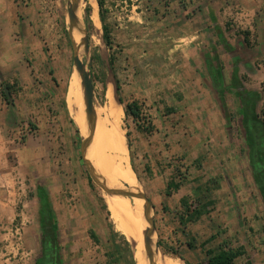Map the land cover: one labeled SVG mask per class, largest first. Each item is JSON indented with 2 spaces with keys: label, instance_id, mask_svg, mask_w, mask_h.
Here are the masks:
<instances>
[{
  "label": "crops",
  "instance_id": "0c3cea01",
  "mask_svg": "<svg viewBox=\"0 0 264 264\" xmlns=\"http://www.w3.org/2000/svg\"><path fill=\"white\" fill-rule=\"evenodd\" d=\"M10 1L0 5V258H6V264H20L22 254L14 247L13 227L20 222L24 224V249L29 257L42 245L41 227L34 216L29 219L17 209V187L12 189L7 183L11 174H2L4 169L11 170L9 155L13 142L7 132L24 127V132L33 133L28 124L40 130L36 136L35 133L28 136L20 156L22 161L24 157L28 159L25 169L33 168L35 180L51 177V150L56 145L48 141L46 133L55 127L51 101L56 100L62 90L68 55L66 39L55 13L35 5L21 8ZM124 3L129 9L127 12L138 17L146 34L143 51L137 56L147 67L144 69L147 82H176L168 91L159 84L156 87L136 84L131 87V95L122 97L125 105L137 101L143 106L141 115L146 116L141 120L144 121L141 128L136 125L131 128L132 151L139 174L147 177L149 191L157 196L162 208L168 205L182 213L183 199L204 196L207 182L221 171L235 170L229 179L227 172L224 174L226 184L214 192L213 200H217V204L209 207L201 220L189 226L195 240L210 234L203 247L209 241L216 244L219 240L218 245H221L228 237H250L255 244L253 264H264L261 183L256 181L263 200L253 185L254 171L248 161L243 157V160L234 161L233 156L239 158V154L247 153V148L244 144L240 152L232 151L233 138L239 139L241 131L236 130L232 120L227 121L219 104V99L225 97L219 89L222 85L229 87L230 83H240L242 88L235 91L247 99L257 97L255 93L259 89L256 88L264 83V42L254 43L253 36L247 41L228 36L230 42L226 41L230 33L229 18L241 21L243 28L253 31L258 18L264 17V0H126ZM168 19L173 32L171 51L176 53L173 62L179 69L166 76L159 68L165 57L160 55L153 41L160 42L159 32ZM153 25L160 27L156 31V40L150 39ZM155 67L158 70L151 73ZM165 96L171 98L164 99ZM247 108L243 105L244 116ZM256 119L247 123L245 116L244 128L248 130L251 163L258 170L256 177L259 179L264 178V169H260L264 166V126L256 124ZM219 161L223 163L216 170L214 166ZM171 181L178 184L179 189L167 196ZM74 224L78 226V222ZM77 229L72 231L75 237L78 236ZM90 233L96 242L92 249L82 250L80 260L76 262L110 264L107 254L100 251L101 241L96 233Z\"/></svg>",
  "mask_w": 264,
  "mask_h": 264
},
{
  "label": "rangeland",
  "instance_id": "374dc122",
  "mask_svg": "<svg viewBox=\"0 0 264 264\" xmlns=\"http://www.w3.org/2000/svg\"><path fill=\"white\" fill-rule=\"evenodd\" d=\"M103 1L105 3L104 9L106 11L107 24L112 33V46L111 48L108 47L103 39L104 32L102 24L98 41H94L93 35L96 33V28L93 24L90 33L88 31L86 32V35L89 36V53L84 57V64L87 71L91 74L94 83L95 103L98 102L101 105L107 103L106 95L108 86H114L116 92V86L114 83L116 82V79L120 81L121 97H123V95L124 97L131 95V87L136 84L137 86H147L150 84L152 87H156L159 84L160 87H164V91H168V89L171 88L172 85H175L176 82L164 81L161 83H154L151 81L147 82L148 80L145 78V74L147 73L144 69L146 68L147 70V67L145 66V63H143V60L139 59L137 54L140 53V51H143L141 50L143 48L142 43L143 40H146V34L139 25L138 17L127 12L129 9L126 7L127 4L124 3L126 0ZM105 1H107V3ZM2 2H7V0H0V5H2ZM10 2L18 3L21 8H24L27 5H35L36 7L39 6L41 8L46 7L55 13V16L58 17L57 19L60 27H62L61 32L64 36L63 38L66 39L68 55L67 76L62 84V90L60 91L58 98L51 101V108L54 110V115L52 116L55 118V127L49 129L46 133L48 136L47 138L49 139L48 141L53 146L56 145L54 146L55 148L53 147L51 150V159L53 160L52 176L49 177L51 179L48 178L45 180L43 178H38L35 180L32 174L33 168L32 170H28V168L25 169L28 164V159L24 157V161H22V157L20 156L28 136L33 133H35L34 135L36 136L39 129H34L32 124H28L33 133L28 134L27 131L24 132V129H26L24 127L20 128V132L17 130L7 132V137L13 142V147L9 155L11 170L5 171L4 169L2 174H11L7 183L12 189L15 185L17 190L20 187L25 188L24 192L23 190L18 191L19 195L17 196L18 200L16 201L17 209L19 211L22 210L29 219L34 216V219H36L41 227V247H39V250L30 257L20 255L19 263L51 264L50 259L47 257V250H50L51 248L53 249L52 251H54L51 255L54 256V258H58V262L56 259V264H78L76 261L78 259L80 260L79 254H81V251L92 249V245L96 242L92 239L90 231H94L98 239L101 241L99 245L100 251L107 254L114 250L113 244L107 243L108 240L113 238L112 231L114 230L118 233V237L115 239L116 243L120 246L123 253V257H121V259L119 258L120 260L118 264H125L126 259L127 261L131 260L130 249L123 238L120 237L124 235L117 230L116 225L112 221L111 213L106 204L107 193L93 178L92 183L90 182L89 177H91V172L88 169L82 153L84 131L74 122L67 106V92L69 90L71 77L76 69L74 63L75 49L72 45L68 24L70 19L69 9L72 0H11ZM82 2V8L85 7V9H83V16L85 28L87 30L85 11L88 6L91 7V19L94 7L90 4V0H82ZM262 9H264V6ZM258 21V24L255 23V29L250 31L247 28H243V25L240 24L241 21L229 18V21L227 22L230 33L227 35L226 41L230 42L228 36L233 40L245 38L246 41L250 40L251 36H253L254 43L258 44L261 41L264 42V17L262 18L260 16ZM159 28V26H152L151 31L153 35L151 34L150 39H157L156 31ZM172 35L171 22L168 19L162 31L159 32L158 41L160 40V42L153 41V44L158 46L159 52H161L160 55L165 58L167 57V59H163V66H159L162 70L160 73L164 74L163 72H165L164 75L174 73L175 70L177 71V69H179L178 64L173 62L175 61L176 53L172 54L171 51L170 38ZM157 70L156 67L152 68L151 73H155ZM151 75L153 74H150V76ZM239 84L240 83H238V85ZM238 85L236 83H230L229 87L225 85L219 87L221 94L225 93V97L219 99V104L224 114L227 115V121L230 122L232 120L231 122L236 130L241 131L239 132V139H237L236 136L233 138L235 143H233L234 150L232 151L237 150L240 152L245 145L247 148L246 154H239V158L236 155L233 156L234 161L237 162V160L243 159L248 161L250 168L254 171L253 185L256 187L255 189H257L259 186L256 181L259 173L251 163L252 155L250 154V148L252 147L247 140L248 130L244 128L246 121L242 108L246 99H243L241 93L235 91L242 88V85H239V87ZM256 89H259V91H257L258 93H255L257 94V97H259V101L256 110L257 119L255 122L263 128L264 83H260ZM171 91H173V89ZM167 97L168 96H165L164 99ZM121 106L123 108L121 126L125 133L129 149L127 134H130V140L133 142L134 139L132 138L131 128L138 125L132 117L126 116L125 103L121 104ZM143 117L146 116L141 115L140 119L142 120ZM141 122L140 125L144 124ZM32 123L35 126L37 125L34 122ZM240 124H243V127L240 126ZM132 150L133 149L130 151L129 149L130 165L136 174L139 188L143 190V194L150 201L158 248L165 257L172 259L177 263L186 264V262H188L191 264H204L207 260V249L216 248L219 240L216 244L212 243L207 246V248H204L202 244L209 239L210 234H203V236L195 240L190 226L181 225V212L168 205L167 207L163 205L162 208L160 202L157 200V196L151 194L149 191L147 177H143L139 174L138 164L134 161L135 152ZM241 157H243V159ZM220 163H223V161H219L215 164L216 166H214V168L216 170L219 169ZM250 163L253 167H251ZM199 164L202 165L203 161L200 160ZM260 169H264V166H261ZM226 172L221 171V174H218V176L213 177L207 182L206 189H204L205 192L203 191L205 193L204 196L190 198L188 199L189 202L193 205H198V203L202 205L203 203L206 204L213 202L210 207L215 206L217 200H213V197L215 196L214 192L221 188L223 184H226V178H224ZM235 172V170L233 172L228 170V179ZM56 174H59V176L56 177ZM57 178H59V180ZM210 191H212V193L209 194ZM257 193L261 200H263L258 189ZM43 221H46V223L48 221L50 222V225L46 226L48 231L50 230L52 233V236L46 235L45 232L42 231ZM77 222L78 226H75L74 223ZM75 229L78 230V234L74 232V234L78 235L77 237L73 236L72 231H75ZM199 231H201V229ZM223 232L225 233V231ZM252 233L253 232L250 234ZM240 236L241 235H238L234 238L228 237L227 240H224L226 242H222V244L229 243L234 248L244 247L247 255L240 258L236 264H253V260L256 258L254 256L255 244L251 241L250 237L247 239V237L242 238ZM127 241L130 243L131 248L134 251V259L136 264H138L136 259L137 246L135 247L133 242L128 239ZM188 244H191L193 248H189ZM77 246L79 249L76 248ZM5 260L6 258H0V264H6L4 263Z\"/></svg>",
  "mask_w": 264,
  "mask_h": 264
},
{
  "label": "bare ground",
  "instance_id": "6f19581e",
  "mask_svg": "<svg viewBox=\"0 0 264 264\" xmlns=\"http://www.w3.org/2000/svg\"><path fill=\"white\" fill-rule=\"evenodd\" d=\"M72 2L75 20L69 19V30L76 55L84 63V57L89 53L85 43V7L82 8V0ZM90 4L94 7L91 20L96 28L93 39L97 42L101 33L99 8L97 0H90ZM67 93L70 115L84 131L82 153L85 162L94 180L107 193L106 204L117 230L137 246L138 264H180L165 257L158 248L156 234L152 229L153 212L142 197L143 190L139 188L136 174L130 165L127 140L121 126L123 108L114 86H108L107 103H95L92 114L86 110L82 75L77 68L71 77ZM148 230L149 243L145 242Z\"/></svg>",
  "mask_w": 264,
  "mask_h": 264
},
{
  "label": "trees",
  "instance_id": "16d2710c",
  "mask_svg": "<svg viewBox=\"0 0 264 264\" xmlns=\"http://www.w3.org/2000/svg\"><path fill=\"white\" fill-rule=\"evenodd\" d=\"M98 5H99L100 21H101L103 32H104L103 39H104L106 45L111 48V46H112V33H111L110 27L107 24L106 11L104 9L105 3L103 0H98ZM89 7L90 6H88L86 8L85 12H86L87 31L90 33V31L93 28V22L90 19L91 7L90 8ZM115 86H116V94H117L118 100L121 104H123L124 101L121 97V85H120V81L117 79L115 82ZM2 96L5 100H7V96L4 93ZM258 98L259 97H248L245 100L244 107L245 106L248 107L245 110V116L248 119L247 123L249 121L251 122V120H253L254 117H256V110L258 108V101H259ZM141 107L142 106L139 105V103L137 101H133L131 103H128L125 106L126 116L132 117L134 119V121L136 122V124L138 125V127L141 126L140 125V122H141L140 118H141V114H142L141 113V111H142ZM139 128H141V127H139ZM144 130H147V129H144ZM127 138L129 140V149L131 151L132 142L130 140V134H127ZM89 179H90V182L92 183V178L89 177ZM257 182L259 184L261 183L260 192L264 197V185H263L264 184V178H259V179L257 178ZM178 189H179V185L175 184L173 181H171L168 185L166 195L170 196L173 190H178ZM181 204L183 206V209H182V213L180 215V223L182 226H187L189 224H193V223H196L199 220H201L202 217L205 216L209 212V207L213 204V202H209V203L202 204V205H193L192 203L189 202L188 199H183L181 201ZM46 225H50V222L48 221L46 223V221H43L42 231L45 232L46 235L52 236L51 235L52 233L50 232V230L48 231V228ZM112 236H113V238H111V240L109 242L113 244L114 250L107 253V258L109 259L110 264H118L121 257H123V255H122L123 253H122V249L120 248L119 245H117L116 240H115L118 237V233H116L113 230ZM120 237L123 238V240L126 242V245L129 247L130 253H131V260L127 261V259H126L125 264H136L135 259H134V251L132 250L130 243L127 241V239H125L124 236H120ZM211 242L212 241L205 243L204 247H207L208 244H210ZM188 246L191 249L193 248L191 244H188ZM52 253H54V251H52ZM206 254H207V260L204 264H235L237 260L246 256L247 252L244 249V247L234 248L231 244L226 243V244L218 245L216 248L208 249L206 251ZM49 259H50V262H52V264H54V263L56 264V259L58 262V258H56V257L54 258V256H52V255ZM186 264H191V263L186 262Z\"/></svg>",
  "mask_w": 264,
  "mask_h": 264
},
{
  "label": "water",
  "instance_id": "95a60500",
  "mask_svg": "<svg viewBox=\"0 0 264 264\" xmlns=\"http://www.w3.org/2000/svg\"><path fill=\"white\" fill-rule=\"evenodd\" d=\"M69 16H70L71 20H75V12H74V7H73V2H71V4H70ZM86 32H87V30H86ZM69 33H70V30H69ZM70 36H71V34H70ZM71 41H72V45L74 47V43H73L72 38H71ZM85 43H86L87 50H89V36L88 35H86V37H85ZM74 49H75V47H74ZM74 63H75L77 70L82 75V86H83V93H84L86 110L89 114H92L93 110H94V105H95V92H94V83H93L91 74L87 71L85 64L76 55V52H75V57H74ZM91 178H93L92 174H91ZM142 197L145 199L147 206H149L150 209H152L150 201L147 199V197L144 194H142ZM152 229L155 232V225H154L153 218H152ZM149 232H150V230H148L146 232V236H145V242H147V243L150 242V238L148 236Z\"/></svg>",
  "mask_w": 264,
  "mask_h": 264
},
{
  "label": "built area",
  "instance_id": "2783aa9c",
  "mask_svg": "<svg viewBox=\"0 0 264 264\" xmlns=\"http://www.w3.org/2000/svg\"><path fill=\"white\" fill-rule=\"evenodd\" d=\"M141 123H144V121H142ZM19 190H23L24 192L25 188L20 187L18 191ZM24 232H25V226L22 222H20V224H15V226L13 227V234H14V241H15L14 247L23 256L26 255L27 257H29L28 253L24 249Z\"/></svg>",
  "mask_w": 264,
  "mask_h": 264
},
{
  "label": "flooded vegetation",
  "instance_id": "af4514ba",
  "mask_svg": "<svg viewBox=\"0 0 264 264\" xmlns=\"http://www.w3.org/2000/svg\"><path fill=\"white\" fill-rule=\"evenodd\" d=\"M47 251H48L47 257L50 258V257H51V253H52V252H51L52 249L50 248V250H47ZM51 264H52V262H51ZM54 264H55V263H54Z\"/></svg>",
  "mask_w": 264,
  "mask_h": 264
}]
</instances>
